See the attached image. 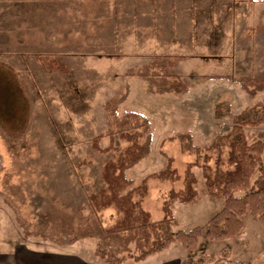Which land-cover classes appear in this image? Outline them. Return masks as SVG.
Here are the masks:
<instances>
[{"label": "rangeland", "instance_id": "obj_1", "mask_svg": "<svg viewBox=\"0 0 264 264\" xmlns=\"http://www.w3.org/2000/svg\"><path fill=\"white\" fill-rule=\"evenodd\" d=\"M187 1L192 5L196 0ZM202 1L204 6L216 1L218 17L212 22L225 23L227 38L209 39L208 44L200 40L191 51H186L174 43L150 41L151 36L143 31L148 23L143 18L144 7L139 18L141 25L132 21L131 13L136 14L139 8L136 1L0 0V60L15 67L24 79L32 105L25 128L27 106L17 96L13 113L4 121L5 129H0L3 255L27 261L47 253L67 261L106 264L97 256V240L85 239L69 245L60 230L58 237L52 235L50 218H56L55 223L59 224V217L72 216L86 202L88 193L102 187V168L111 154L93 150L92 141L103 134L101 145L109 146V118L104 105L115 95L127 94L118 108L121 117L136 112L147 117L152 127L149 154L126 171L133 187L165 169L167 157L174 160V167L182 176L176 183L149 180L142 206L154 221L164 216L165 195L171 189H182L186 165L197 159L196 154L183 152V144L200 149L210 147L217 135L231 130L236 116L264 101V90L252 96L239 82L264 72V30L260 27L264 24V0ZM164 3L171 9L175 6V0ZM193 7L198 10L197 4ZM226 8L228 11L223 13ZM39 53L66 56L71 72L61 75L42 71L33 62L34 55ZM157 53L174 57L176 65L172 69L186 82L187 93H151L148 81L126 76L127 70L142 67ZM215 76L221 79H213ZM228 76L232 79L226 80ZM246 130L256 135L264 132V125ZM180 135H185V141H180ZM8 136L20 137L18 140L25 141L28 149L22 147L17 155ZM115 142L119 148L126 146L118 138ZM82 162L89 164L79 166ZM193 171L199 180V198L192 204H173L172 212L179 223L177 230L205 225L223 206L222 200L204 192L202 170ZM102 216L106 225L117 219L113 209ZM18 218L31 236L25 235ZM243 221L244 229L234 240L208 241L193 253L173 244L157 256L168 261L186 260L217 254L231 245L234 260L264 264V228L250 213ZM45 229L49 230L45 236L38 234ZM124 264L137 263L128 260Z\"/></svg>", "mask_w": 264, "mask_h": 264}, {"label": "trees", "instance_id": "obj_2", "mask_svg": "<svg viewBox=\"0 0 264 264\" xmlns=\"http://www.w3.org/2000/svg\"><path fill=\"white\" fill-rule=\"evenodd\" d=\"M136 1L137 12L131 13L132 21L139 24L141 8L146 0ZM145 4V5H144ZM264 15V12L262 13ZM264 30V25L260 26ZM170 54H155L152 60L140 68L127 70V77H139L149 82L150 92L165 94L172 92L187 93L186 82L172 68L175 61ZM179 59H183L180 56ZM33 62L44 72L50 74L68 75L71 68L68 58L64 55L39 53L34 55ZM0 129L4 121L13 112V102L17 96L25 102V128L31 118L32 107L24 79L15 67L0 60ZM213 79H221L215 76ZM231 80L232 77H226ZM11 82V83H10ZM240 84L250 95L264 90V72L254 77L241 78ZM127 94L120 93L112 97L104 110L109 118L110 138L108 147H102L104 135L99 134L92 141L93 150L102 154H111L101 172L102 187L87 195L86 202L78 206L73 215L61 216L56 225L54 217L50 232L58 237L57 230L65 236V242L73 245L81 240H97L96 253L106 264H124L128 260L135 263L157 255L169 249L173 244H179L187 252L200 250L205 242H226L236 239L244 229L243 218L250 213L258 219L264 228V132L250 135L248 127L257 128L264 125V101L247 109L234 118L230 131L217 135L210 147L200 149L192 144H183V152L194 153L195 162L188 163L184 171L183 187L180 190L171 189L164 197V216L154 221L151 214L142 206V199L148 194V182L157 179L162 182L176 183L182 176L174 167V160L167 157L165 169L150 174L143 182L133 187L132 181L126 176V171L143 160L150 151L152 143V127L149 119L139 113L129 112L120 116L118 108L126 100ZM9 145L14 153L20 155L22 147L27 148L25 141L20 142L8 136ZM23 140V136L21 137ZM118 138L126 146L119 148L115 139ZM185 141V135L179 136ZM171 140H173L171 138ZM28 149V148H27ZM82 162L79 166L88 165ZM200 168L204 178V192L223 201L222 209L202 226L191 230H177L179 225L172 212L175 202L192 204L199 198L198 184L194 169ZM242 194V195H239ZM115 210L117 219L111 225H106L103 213ZM19 224L25 229V223L18 218ZM48 229L40 230L39 235L45 236ZM61 237V235H60ZM59 237V239H61ZM61 241V240H60ZM181 264H248L232 258V246L227 245L219 251L198 258L182 260Z\"/></svg>", "mask_w": 264, "mask_h": 264}, {"label": "crops", "instance_id": "obj_3", "mask_svg": "<svg viewBox=\"0 0 264 264\" xmlns=\"http://www.w3.org/2000/svg\"><path fill=\"white\" fill-rule=\"evenodd\" d=\"M146 1L147 3H149L150 1L156 3V4L151 3V5L147 7L144 6L145 15L143 16V18L147 19L148 23L144 25L143 31H146L145 33L147 36H151L149 37L150 41L156 39L157 41L162 43L165 42H168L170 44L174 43L179 45L181 48L185 49L186 51H191L195 47V44L200 40L201 42L204 41L206 44H208L209 41L214 38L215 39L217 38L225 39V37L227 38V34H226L227 30L225 29V23L218 24L217 21L215 23L212 22V19L218 17L217 11L214 7L216 1H212V4L210 5L207 3V5L204 6L202 0H198V1L196 0L195 2H193L192 5L188 1L187 3L186 0H175V6H172L173 9H171L169 6L163 5L165 4L164 2H166L167 0H146ZM194 3L198 5V10H196L193 7V5L194 6L196 5ZM220 3H222V5L225 7V4L223 2ZM165 7H167L169 12L166 11ZM147 8H151V9H147ZM227 11L228 10L226 8V10H224L223 13ZM139 18L141 19V14ZM139 22L141 21L139 20ZM204 23H206L207 25H204ZM147 31L149 33H147ZM167 34H169V36H167ZM204 35H206V37ZM168 43L167 45H169ZM157 255H154L146 259L145 261L139 262V264L150 260L153 261L151 262L152 264H181L182 262V259H178L175 261H171V260L168 261L166 259H162L158 257ZM3 256L4 259H2ZM39 257L40 258L33 260L16 261V260H12L11 257L10 258L7 257V255H3L0 252V264H88L85 261L81 262V261L62 260L57 256L52 257L47 253H41Z\"/></svg>", "mask_w": 264, "mask_h": 264}]
</instances>
